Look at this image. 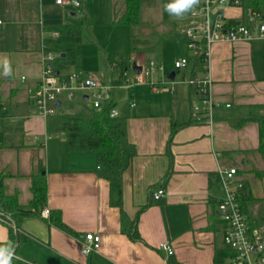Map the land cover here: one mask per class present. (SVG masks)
<instances>
[{"label":"crops","instance_id":"0c3cea01","mask_svg":"<svg viewBox=\"0 0 264 264\" xmlns=\"http://www.w3.org/2000/svg\"><path fill=\"white\" fill-rule=\"evenodd\" d=\"M104 1L116 22L125 12V0ZM76 8L68 1L58 5L55 0H0V171L6 174V191L17 193L21 204H29L32 176L44 166L48 209L60 210L74 232L57 228L44 216L25 218L20 256L36 264H230V256L215 259L216 249L225 248L226 229L218 210L226 198L219 170L230 167L237 168L245 183L241 203L264 242L259 126L253 121L236 125L251 107L264 105V39L218 41L195 71L191 65L175 67L176 74L182 71L178 80L176 75L169 78L172 71L165 73L167 59L157 62L143 52L130 55L131 64L141 68L153 59L156 70L142 83L127 87L128 99L122 103L117 102L114 87L124 81L116 84L119 76L112 78L115 109L126 119L128 140L137 150L122 176L119 209L110 204L109 182L99 175L97 157L69 156L64 135L49 132L48 118L39 115L35 105L43 43L51 35L46 27L73 23L68 14L75 17ZM226 14L230 22H237L248 18L249 11L228 7ZM180 48L173 43L169 49L174 63L192 54L182 50L180 55ZM5 57L11 68L8 75L2 63ZM56 68L67 71V66ZM204 77L210 80L207 104L197 85H191V80ZM80 92L82 101H89V93ZM228 103L230 107L225 106ZM174 123L186 125L172 136ZM159 187L166 195L155 201L152 192ZM121 210L136 221L139 239L123 230ZM86 233L101 239L100 248L89 256L82 253ZM7 239L8 227L0 219V244ZM166 241L173 247L171 256L160 248Z\"/></svg>","mask_w":264,"mask_h":264},{"label":"trees","instance_id":"16d2710c","mask_svg":"<svg viewBox=\"0 0 264 264\" xmlns=\"http://www.w3.org/2000/svg\"><path fill=\"white\" fill-rule=\"evenodd\" d=\"M144 1L146 0H125V12L117 19L116 23L128 26L140 24ZM240 2L241 8L244 11L248 12L250 9H254L262 12L264 15V0H240ZM89 24L86 14L80 23H61L46 27L51 32H58V35L55 37L51 35L46 37L43 43L45 52L58 54L56 66H77L82 57L83 31ZM106 60L112 66L119 68V78L115 83H121L123 75L126 72V66L129 65L131 60L130 55L128 53L119 55L109 53ZM204 61L203 56H197L193 64L189 65L195 71ZM64 76L59 70L58 77L63 78ZM115 108L116 102L111 99L100 108H94L90 105L83 112L55 113L47 117V125L49 132L62 133L64 135L69 156L94 154L97 157L99 175L109 182L110 204L122 209V176L137 154V150L136 146L128 140L126 119L119 115L111 116V111ZM192 121L186 124L192 123ZM248 121L256 122L259 126L260 144L258 150L264 154V105L251 107L238 118L236 125L240 126ZM186 124L174 123L171 135L173 136L180 127ZM1 125L2 117L0 116V128ZM168 176L169 174L166 175L165 181ZM5 178L6 174L0 171V218L8 227V239L2 242L0 247L8 245L13 247L14 254L11 264H36L22 258L19 247L24 240L22 232L23 220L25 218H43V211L48 209L45 167L40 165L39 172L32 176V199L27 205L19 202L17 193L9 194L6 191ZM45 219L50 224L67 233H74L63 221L60 210L49 209V216L45 217ZM122 222L123 230L132 239L136 240L140 238L136 221L129 220L123 211ZM16 228L18 229L17 245ZM230 254V251L225 248H217L215 259L216 261L223 260L228 258Z\"/></svg>","mask_w":264,"mask_h":264},{"label":"built area","instance_id":"2783aa9c","mask_svg":"<svg viewBox=\"0 0 264 264\" xmlns=\"http://www.w3.org/2000/svg\"><path fill=\"white\" fill-rule=\"evenodd\" d=\"M64 1L72 3L75 7L82 6L81 0H55L60 5ZM241 8L240 0H199L193 12L187 13V23L180 32L187 40V48L195 57L203 56L207 59L210 47L218 41H246L254 38L264 39V15L258 10H249L248 18L237 22H230L226 8ZM3 20L0 18V29ZM58 32H51L57 36ZM58 54L45 52L43 54V70L39 85L35 90L38 114L49 117L55 114L59 95L66 94L72 99L76 91H90L88 99L91 106L100 108L112 99V85H106L97 78L88 75L81 78L78 74L67 75L63 78L56 73V59ZM188 56H183L175 62L176 69L189 66ZM162 69V68H159ZM155 62L151 59L139 73L135 72L132 78L127 72L123 75L124 84L132 88L135 84L142 83L145 78L155 71ZM210 80L207 77L191 80V85H197L202 94V102L210 101ZM230 107L228 103L225 105ZM198 108H196L197 110ZM116 109L111 111V116H117ZM220 185L226 193V198L220 201L218 210L226 229L223 235L225 249L230 251V264H264V242L259 230L252 226L241 203L242 193L245 188L244 181L238 176L237 168H222L219 170ZM166 195L164 188L159 187L152 192V198L162 200ZM43 216H49V209L43 211ZM1 219V218H0ZM2 220V219H1ZM100 236L86 233L82 240V253L89 256L100 248ZM160 248L168 256L174 253L169 242H163Z\"/></svg>","mask_w":264,"mask_h":264},{"label":"rangeland","instance_id":"374dc122","mask_svg":"<svg viewBox=\"0 0 264 264\" xmlns=\"http://www.w3.org/2000/svg\"><path fill=\"white\" fill-rule=\"evenodd\" d=\"M81 2L83 5L75 9L77 15L73 17L68 14V18L73 23H80L87 14L89 19L90 24L83 31L82 57L77 66H67V71L62 70L63 75L78 74L81 78L91 75L102 83L113 86L112 78L115 80L119 76V68L107 62L106 59L109 53L134 55L135 52H143L145 55L153 57L157 62L162 60L163 57L168 62L166 67L168 66L169 70L165 71L167 73L175 69L174 59L176 57L173 55V50H169L173 43L175 46L181 47L179 49L180 55H182V50L185 53L190 52L183 34L181 32L175 34V30L187 23L186 15L182 19L171 16L164 8V5L169 3L170 0L144 1L141 10V23L132 26L114 22L112 9L107 7V2L104 0H81ZM245 14H247L246 11ZM145 43L148 44L145 45ZM194 59L192 53L190 55L191 62H194ZM130 64L131 62H129V68L126 72L132 78L134 71L132 70V64ZM181 77L182 71H179L176 74V79L178 80ZM114 90L118 103L128 99L129 91L125 84L115 85ZM86 92L90 93V91ZM81 96L80 91H76L72 99H68L65 94L59 95L58 97L62 99L63 105L55 109L56 114L73 111L83 112L89 108L90 101H82ZM57 136L62 137L63 134L57 133Z\"/></svg>","mask_w":264,"mask_h":264},{"label":"clouds","instance_id":"9594fccd","mask_svg":"<svg viewBox=\"0 0 264 264\" xmlns=\"http://www.w3.org/2000/svg\"><path fill=\"white\" fill-rule=\"evenodd\" d=\"M199 0H170L164 5L165 10L176 18L182 19L189 12H193ZM5 75L11 73V68L7 57L2 61ZM14 249L11 245L0 247V264H11Z\"/></svg>","mask_w":264,"mask_h":264},{"label":"water","instance_id":"95a60500","mask_svg":"<svg viewBox=\"0 0 264 264\" xmlns=\"http://www.w3.org/2000/svg\"><path fill=\"white\" fill-rule=\"evenodd\" d=\"M63 56H65V54H63ZM132 69H133L135 72H137V73H139V72L141 71V67L138 66V65L135 64V63L132 65ZM56 73L59 74V70H57ZM175 75H176V71L174 70V71H172V72L170 73L169 78H170V79H174V78H175ZM85 98H87V97H85ZM61 104H62V101H61V100H58L56 106H57V107H61ZM16 235H17V243H16V245H17V244H18V229H17V228H16ZM13 254H14V253H13Z\"/></svg>","mask_w":264,"mask_h":264}]
</instances>
